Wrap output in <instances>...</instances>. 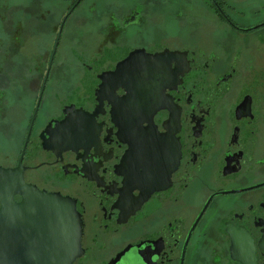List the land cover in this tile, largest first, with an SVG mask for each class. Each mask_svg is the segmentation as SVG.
<instances>
[{"label": "flooded vegetation", "instance_id": "obj_1", "mask_svg": "<svg viewBox=\"0 0 264 264\" xmlns=\"http://www.w3.org/2000/svg\"><path fill=\"white\" fill-rule=\"evenodd\" d=\"M67 1L0 0V165L73 264H264V0Z\"/></svg>", "mask_w": 264, "mask_h": 264}, {"label": "water", "instance_id": "obj_2", "mask_svg": "<svg viewBox=\"0 0 264 264\" xmlns=\"http://www.w3.org/2000/svg\"><path fill=\"white\" fill-rule=\"evenodd\" d=\"M81 225L69 196L25 182L20 164L0 165V264H73L83 253Z\"/></svg>", "mask_w": 264, "mask_h": 264}, {"label": "rangeland", "instance_id": "obj_3", "mask_svg": "<svg viewBox=\"0 0 264 264\" xmlns=\"http://www.w3.org/2000/svg\"><path fill=\"white\" fill-rule=\"evenodd\" d=\"M14 3H22L25 0H12ZM42 3H45L46 5H50L51 7L54 6H62L64 9L66 8V5L68 4L67 0H39ZM103 0H82V2L77 6L76 10L74 11L72 15V19H80L79 17L86 14L88 8L91 4L96 2H102Z\"/></svg>", "mask_w": 264, "mask_h": 264}]
</instances>
